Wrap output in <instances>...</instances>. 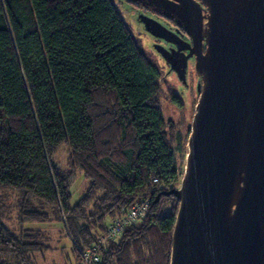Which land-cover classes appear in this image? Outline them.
<instances>
[{"label": "trees", "instance_id": "obj_1", "mask_svg": "<svg viewBox=\"0 0 264 264\" xmlns=\"http://www.w3.org/2000/svg\"><path fill=\"white\" fill-rule=\"evenodd\" d=\"M121 13L114 0H0V264H36L48 245L29 225L52 222L83 264L138 199L147 213L99 249V264H168L178 201L166 192L195 101L184 106ZM162 99L191 108L187 124L167 118ZM79 174L86 187L71 204Z\"/></svg>", "mask_w": 264, "mask_h": 264}, {"label": "water", "instance_id": "obj_2", "mask_svg": "<svg viewBox=\"0 0 264 264\" xmlns=\"http://www.w3.org/2000/svg\"><path fill=\"white\" fill-rule=\"evenodd\" d=\"M139 1L184 29L187 54L156 51L198 77L168 264H264V0Z\"/></svg>", "mask_w": 264, "mask_h": 264}, {"label": "flooded vegetation", "instance_id": "obj_3", "mask_svg": "<svg viewBox=\"0 0 264 264\" xmlns=\"http://www.w3.org/2000/svg\"><path fill=\"white\" fill-rule=\"evenodd\" d=\"M114 1L123 13L127 23L131 26L132 32L148 41L152 52L165 67L164 71L169 81L174 82V88L178 96L185 101H189V98L191 100L192 94L193 97H197L198 77L193 68L194 59L192 57L187 59L182 71V78L184 79V82H182L156 51L157 47H162L168 51L180 48L184 54H187L188 50H185V48L188 46L186 43L190 42V39L184 29L174 19L145 6L139 0ZM157 27L163 28L165 34L159 33Z\"/></svg>", "mask_w": 264, "mask_h": 264}, {"label": "rangeland", "instance_id": "obj_4", "mask_svg": "<svg viewBox=\"0 0 264 264\" xmlns=\"http://www.w3.org/2000/svg\"><path fill=\"white\" fill-rule=\"evenodd\" d=\"M123 15V13H121ZM124 16V15H123ZM141 38V43L144 46L145 50L148 53H152V50L148 44V41ZM191 100L189 98V101L184 102V106H187L188 102L190 101H195V96L193 97V94L191 96ZM163 100V112L165 116L169 119L175 120L176 122H180L182 120H185V123L187 124L188 122V115L190 116L191 114V108L186 109L185 112L188 110L187 113H181L178 108L170 104L169 102ZM188 106H191L190 103ZM188 108V107H187ZM192 115V114H191ZM65 149L66 146L63 145L60 147L59 151L56 154V161L59 163V165L64 164L65 160ZM185 155V154H184ZM184 160V157H183ZM182 167H183V162L181 166V173H182ZM181 173L177 178V183L174 185V188L179 186L180 182V177ZM86 187V180L83 178L82 175H77L71 185H70V193H71V199L70 203L74 204L76 203L81 196L84 193ZM29 226L33 227H39L40 229L45 230V243L48 245L47 249L43 250L41 254H34V261L36 264H75V259L73 255V250H72V243L70 238L65 234L63 230V226L60 222H52V223H35Z\"/></svg>", "mask_w": 264, "mask_h": 264}, {"label": "built area", "instance_id": "obj_5", "mask_svg": "<svg viewBox=\"0 0 264 264\" xmlns=\"http://www.w3.org/2000/svg\"><path fill=\"white\" fill-rule=\"evenodd\" d=\"M151 181L156 183L157 180L156 178H152ZM147 209V199H138L131 204L123 215L110 219L105 232L97 238L96 243L81 252L82 263L99 264V249L109 241H117L128 226L145 216Z\"/></svg>", "mask_w": 264, "mask_h": 264}, {"label": "crops", "instance_id": "obj_6", "mask_svg": "<svg viewBox=\"0 0 264 264\" xmlns=\"http://www.w3.org/2000/svg\"><path fill=\"white\" fill-rule=\"evenodd\" d=\"M36 228H39V227H36ZM40 229V228H39ZM44 233H45V230L44 229H41ZM39 254H41V253H39ZM75 263H76V261H75Z\"/></svg>", "mask_w": 264, "mask_h": 264}]
</instances>
